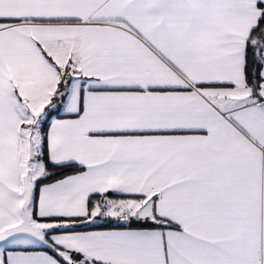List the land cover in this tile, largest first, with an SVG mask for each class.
I'll return each mask as SVG.
<instances>
[{
  "label": "snow or ice",
  "instance_id": "snow-or-ice-1",
  "mask_svg": "<svg viewBox=\"0 0 264 264\" xmlns=\"http://www.w3.org/2000/svg\"><path fill=\"white\" fill-rule=\"evenodd\" d=\"M0 264H264V0H0Z\"/></svg>",
  "mask_w": 264,
  "mask_h": 264
}]
</instances>
